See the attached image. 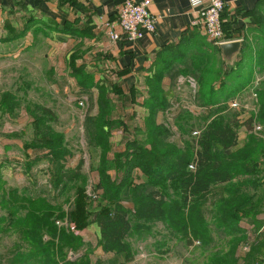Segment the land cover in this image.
I'll return each mask as SVG.
<instances>
[{"label":"trees","instance_id":"16d2710c","mask_svg":"<svg viewBox=\"0 0 264 264\" xmlns=\"http://www.w3.org/2000/svg\"><path fill=\"white\" fill-rule=\"evenodd\" d=\"M208 55L198 57L194 63L198 64L197 61L206 59ZM252 75H249V81ZM81 76L90 80L88 75ZM245 76L248 77L246 74L242 77ZM221 88L220 91L212 88L207 97L204 90L198 91L203 105L199 106L213 108L220 104V97H224L227 103L243 89L230 84H221ZM156 91L166 97V93L160 90L151 91L154 100L147 104L150 114L144 121V129H141L142 133L145 132V142L134 152L136 157L123 160L128 156L125 155L114 160L103 159L107 167L100 170L101 180L104 179L102 187L106 191L102 199L107 202L99 207L96 216L102 248L105 252L123 255L121 264H128L134 258L127 242L133 231L130 209L119 200L121 187L130 183L129 195L135 202L136 218L140 222L162 223L167 233L168 239L164 238L157 247L169 251L168 242L176 239L188 248L198 247L202 251L200 264H235L239 258L237 247L242 241L241 222L254 220L263 201L256 192L263 186L264 137L258 135L255 127L257 123L264 124V81L256 90L259 111L251 113L248 118L242 119L240 113L228 112L226 103L208 115L195 113L189 108L181 109L175 116L176 143L168 137L169 128L157 122V111L166 108V103L160 104ZM11 103L12 108L13 101ZM103 103V108H109L106 107L107 101L103 100ZM42 112L53 117L48 109L43 108ZM94 120L97 140L103 141L100 149L103 154H108L112 150V125L118 122L101 116ZM242 128L247 130L248 137L239 147ZM53 146V143L49 145V154H55L57 159L61 154L52 149ZM109 164L112 169H117V173L125 171L127 176L117 183L118 180L108 174L111 170ZM137 168L144 175L142 183L129 181L130 174ZM61 169L53 175V185L61 180L81 182L70 213H65L61 206L53 207L46 199L44 204L39 196H27L25 191L21 193L15 187L0 186V210L12 208L10 217L14 220L6 230H15L20 236L9 252L15 258L8 264H66L65 255L60 253V244L65 243L66 246V242L74 238L67 233L66 227L60 228L56 224L61 216L68 214L76 227L83 228L93 210L87 208L89 203L84 176L81 175L82 164L67 168L65 172L64 166ZM149 186L153 189H147ZM260 195H264V189ZM7 218L0 216V224ZM212 245L215 246L209 249Z\"/></svg>","mask_w":264,"mask_h":264},{"label":"crops","instance_id":"0c3cea01","mask_svg":"<svg viewBox=\"0 0 264 264\" xmlns=\"http://www.w3.org/2000/svg\"><path fill=\"white\" fill-rule=\"evenodd\" d=\"M127 1L140 3L144 0H0L2 73H8L10 56L21 58L26 52L36 55L38 50L34 43L41 37L38 28L48 26L52 33L46 38L51 43V49H56L58 44L63 46L56 56L66 59L69 69L67 73L78 95L69 105H77L75 101L83 100L85 92H93V98L89 99L91 103L87 104L88 110L84 112L85 117H111L118 121L120 117L115 113L116 108L127 101L129 105L141 109L146 106L142 116L144 124L150 114L147 104L154 100L151 91L160 90L161 93H166V97L161 94L166 108L157 111L159 123L160 117L169 115L171 104L175 105L173 109L190 104L195 106V110L189 108L191 111L208 115L212 110H220L222 104L226 103L223 97L219 100L221 105L203 108L202 113L198 109L200 99L196 89L199 82L195 74L183 76L190 67L194 73V62L198 57L214 53L230 64L225 78H237L241 75L238 78L242 84L236 87L243 88V92L238 97L227 100L224 104L228 107L227 111L240 113V117H250V105L256 102L253 93H256L264 81V0H223L226 8L222 24L226 38L229 42L239 41L242 44L240 52L230 62L223 57L221 46H217L200 29L193 26L198 11L211 0H202L203 4L199 7L193 6L191 0H148L151 3L150 11L157 18L156 32L132 42H114L107 34L106 23L117 18L121 7ZM29 30L35 33H29ZM248 57L249 60H245ZM56 70L57 67L51 68V73H56ZM169 74H174V78L168 77ZM244 74L248 77H242ZM252 74L256 76L249 83L248 78ZM81 75H88L90 80L82 79ZM187 82L195 88L192 98L185 94L174 98V89L184 90ZM0 85L3 86L0 90V117H20L21 103H27L26 108L30 110L31 117H36L37 109L42 113L43 108L50 110L54 116L52 109L43 107L42 103L35 102L30 97L29 100V89L23 85H17L18 91L14 93H11L4 82ZM37 88L39 87L35 86V90ZM213 88L217 91L222 89L221 84ZM101 91H104L103 94ZM103 100L107 101L106 107L109 108H103ZM235 100H240L245 107L236 111L232 109L230 106ZM91 108H95L96 113L90 112ZM134 116L137 117V113L132 115ZM123 120L128 121L124 117ZM242 129L243 135L240 132ZM242 129L239 131V147L243 146L248 137L247 130ZM142 136H145V132ZM261 183L263 186L256 195L262 196L263 201L254 220L241 222L242 241L237 247L239 258L235 264H262L264 195L260 194L264 189V178ZM213 246L215 245L208 248Z\"/></svg>","mask_w":264,"mask_h":264},{"label":"rangeland","instance_id":"374dc122","mask_svg":"<svg viewBox=\"0 0 264 264\" xmlns=\"http://www.w3.org/2000/svg\"><path fill=\"white\" fill-rule=\"evenodd\" d=\"M38 29V32H41V37L37 38L34 43L35 49L38 50L36 55L33 52H26L21 58L10 56L8 73H2L0 64V83L4 82L11 93L18 91L17 85H23L30 92L27 98L30 97L31 100L42 103L43 107L52 109L54 116L44 115L43 112L40 113L37 109L35 110L37 111L36 117H31L29 116L30 110L27 109L28 107L26 108L27 103H21L20 117H0V186L15 187L21 193L25 191L27 196H39L44 204V199H46V202H50L53 207L61 206L65 213H70L74 208L72 203L76 198L79 189L77 187L81 185V182L77 183L79 180L74 182L61 180L53 185L52 177L58 173L62 166H64L63 171L65 172L67 168H76L82 164L81 175L84 176L85 194L89 203L87 208L93 211L89 216L88 224L83 228L76 227L68 214L59 218L56 225L60 228L66 227L67 233L74 238L70 242H66V246H64L65 243L60 244V253L65 255L66 264H121L124 259L123 255L105 252L102 248L99 229L96 225L99 207L107 202L102 199L106 191L102 187L104 179L101 180L103 177L100 175V170L107 167L103 161L104 158L114 160L117 156L128 155L125 158L122 157L125 160L136 157L134 152L138 151L145 142L141 129H144L142 116L146 111V106L141 109L138 106L129 105L127 101L124 104L125 106H117L115 113L120 118L118 121L116 120L117 124L112 125L110 136L112 151L103 154L99 146L102 145L103 141L102 139L98 141L96 137L95 117H85L84 114L85 110H88L87 104L91 103L89 99L93 98L94 93L85 92L83 100L75 101L77 105H69L77 99L78 95L75 93L74 83H72L69 73H67L69 69L66 65V59L60 56H58L60 58H57L56 56V53H60L59 50L63 46L58 44V49H51V43L46 38L52 33L51 28L45 26ZM28 32L35 33L32 30ZM197 63L196 68L194 67V73L190 67V69H186L187 72L183 76L195 74L196 80L199 82L196 91L204 90L207 93L206 97L210 94L213 86L216 87V85L219 86L228 82L227 84L236 88V86L242 84L241 80L234 76L229 79L225 78L230 64L224 62L221 57L214 53L209 54L206 59L202 58ZM53 67H57L54 74L51 73ZM167 76L174 78L175 75L169 74ZM255 76H251L249 83L254 80ZM32 82L34 83L31 84ZM35 86L39 88L35 90ZM2 87L0 85V90ZM194 90L195 88L187 82L184 90L174 89V98H178L180 94L192 98ZM239 92L234 97H238L243 90ZM79 95L82 96L80 93ZM156 99L160 104L164 103L159 91H156ZM188 102L190 101L188 100ZM174 103L176 104V101ZM199 105H203H201V102L198 103V109L201 111L203 107ZM173 106L175 105H170L167 117H160L159 123L165 128H169L168 137L172 143H176L178 141V131L174 117L178 114L176 111L183 108L195 110V106L185 104V107L181 105L175 109H173ZM237 109H240V107ZM256 111H259V101L250 105V112L254 113ZM90 112L96 113V109L91 108ZM136 113L138 116L132 117ZM123 117L128 121L123 120ZM256 126H260L262 129L257 131L258 135L264 137V124L257 123ZM240 132L243 135L244 129ZM52 143L54 144L52 149H56L61 154L57 159L55 154L52 156L49 154L51 150L49 145H52ZM124 162L123 164H125ZM108 167L111 168V164ZM108 174L112 178H116L117 183L127 176L125 171L117 173V169L112 168L108 170ZM144 180V175L138 168L130 174L129 181L132 183L133 181L142 183ZM131 188L130 183L122 186L119 197V200L124 202L130 209L133 227L132 234L127 242L134 258L128 264H194L195 259H197L196 264H200L202 251L198 247L195 249L188 248L182 241L176 239L168 242L169 251L166 248L159 247L164 238L168 239L167 233L162 223L140 222L136 218L135 202L129 195ZM147 189H153V187L149 186ZM11 210L12 208L0 210V216L8 217L6 221L3 220L5 223L0 224V264H8L10 259L15 258V255L10 256L9 252L14 243L20 239L17 231L11 228L10 231L6 230L14 221L10 217ZM44 239L47 240L48 237ZM56 243H59V241L57 240ZM157 245L159 246L157 247Z\"/></svg>","mask_w":264,"mask_h":264},{"label":"built area","instance_id":"2783aa9c","mask_svg":"<svg viewBox=\"0 0 264 264\" xmlns=\"http://www.w3.org/2000/svg\"><path fill=\"white\" fill-rule=\"evenodd\" d=\"M193 6H201L202 0H191ZM151 3L144 0L140 3L127 1L123 4L117 18L108 21L107 34L114 42L136 41L146 34H153L157 29V18L150 11ZM226 4L223 0H211L207 6L198 11V16L193 22V26L200 29L217 46L230 43L225 35L222 24V17ZM253 98L257 101V94L253 93ZM241 101L235 100L231 108L239 110L243 108ZM245 107V106H244ZM256 131L262 130L260 126L255 127ZM198 134L197 132L194 133ZM198 244V243H197ZM264 264V253L262 256Z\"/></svg>","mask_w":264,"mask_h":264},{"label":"water","instance_id":"95a60500","mask_svg":"<svg viewBox=\"0 0 264 264\" xmlns=\"http://www.w3.org/2000/svg\"><path fill=\"white\" fill-rule=\"evenodd\" d=\"M241 46L242 44L239 41L221 45V50L223 52V57L225 58V60L229 62L232 61L233 58L240 52Z\"/></svg>","mask_w":264,"mask_h":264}]
</instances>
